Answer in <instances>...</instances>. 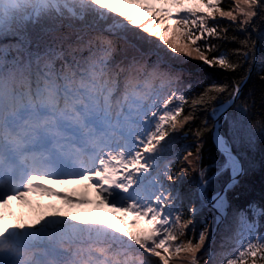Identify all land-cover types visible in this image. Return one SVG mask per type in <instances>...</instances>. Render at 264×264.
Returning <instances> with one entry per match:
<instances>
[{
    "label": "snow or ice",
    "instance_id": "1",
    "mask_svg": "<svg viewBox=\"0 0 264 264\" xmlns=\"http://www.w3.org/2000/svg\"><path fill=\"white\" fill-rule=\"evenodd\" d=\"M0 264H264V0H0Z\"/></svg>",
    "mask_w": 264,
    "mask_h": 264
},
{
    "label": "rangeland",
    "instance_id": "2",
    "mask_svg": "<svg viewBox=\"0 0 264 264\" xmlns=\"http://www.w3.org/2000/svg\"><path fill=\"white\" fill-rule=\"evenodd\" d=\"M50 186L51 187L60 188V189H62L64 191H69L70 193L72 192L73 189H75L77 193H87L93 199L95 197L94 192H92L90 189H88L86 187V182H81L80 191H78L76 189V184H74V185H56V184H51ZM31 199L35 200L36 198L32 197ZM41 202L44 203V204H48V203H51L52 201H50L47 198H44ZM89 207H94V205H91ZM12 210L13 211H27V209L25 208V206L21 202H16V201L12 202ZM103 210L106 213H108L109 215H115V216H120L121 215V213H119V212L112 213L111 210H109L107 208H104ZM137 226L138 227H140V226L146 227L147 225H145L144 221L141 220V221H138V225Z\"/></svg>",
    "mask_w": 264,
    "mask_h": 264
},
{
    "label": "trees",
    "instance_id": "3",
    "mask_svg": "<svg viewBox=\"0 0 264 264\" xmlns=\"http://www.w3.org/2000/svg\"><path fill=\"white\" fill-rule=\"evenodd\" d=\"M193 63H195V61H193ZM253 87H258V85H255V84H250L249 85V89H251ZM205 163L206 164L208 163L207 154H206V157H205ZM252 178L255 179V181L258 183L259 182V179H260V173H259V171H257Z\"/></svg>",
    "mask_w": 264,
    "mask_h": 264
},
{
    "label": "bare ground",
    "instance_id": "4",
    "mask_svg": "<svg viewBox=\"0 0 264 264\" xmlns=\"http://www.w3.org/2000/svg\"><path fill=\"white\" fill-rule=\"evenodd\" d=\"M80 185H81V183L76 184V189H77L78 191H80Z\"/></svg>",
    "mask_w": 264,
    "mask_h": 264
}]
</instances>
